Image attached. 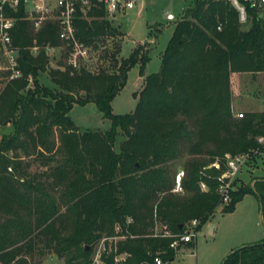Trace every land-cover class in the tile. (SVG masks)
<instances>
[{
  "label": "trees",
  "instance_id": "16d2710c",
  "mask_svg": "<svg viewBox=\"0 0 264 264\" xmlns=\"http://www.w3.org/2000/svg\"><path fill=\"white\" fill-rule=\"evenodd\" d=\"M249 12L240 24L227 1L193 0L173 20L159 68L142 77L133 109L117 114L110 100L131 66L138 64L141 73L147 41L118 56L120 46L103 45L123 34L120 25L111 24L102 7L85 15L77 10L76 35L99 47L104 64L52 68L45 47L61 43L56 23L33 31L18 7L10 33L22 74L0 89V126H10L0 135V264H39L45 254L89 264L95 241L116 234V225L125 236L102 256L105 263L173 258V238L154 236L153 227L181 233L190 218L197 230L205 224L218 207V170L207 165L217 159L222 166L225 153H247L246 166L264 165V111L237 117L230 105L233 72L264 71V18ZM44 70L52 86L38 81ZM88 101L109 119L107 129L80 130L70 119L71 105ZM179 160L182 193L170 191ZM249 181L236 176L220 212L251 193L264 222V172ZM125 251L114 263L113 255ZM220 264H264V238L231 249Z\"/></svg>",
  "mask_w": 264,
  "mask_h": 264
},
{
  "label": "rangeland",
  "instance_id": "374dc122",
  "mask_svg": "<svg viewBox=\"0 0 264 264\" xmlns=\"http://www.w3.org/2000/svg\"><path fill=\"white\" fill-rule=\"evenodd\" d=\"M192 1L193 0H139L134 8L127 9L123 13H119L115 16V21L117 23L114 22L112 24H118L120 22V30L123 31V34L105 41L103 46H106L108 49L120 46L118 56L126 57L136 43H142L146 40L147 46L149 47V58L144 64L141 73L138 70V64L131 66L126 71V79L123 85L110 100L111 111L120 114L130 112L133 109L136 103V96L134 93L142 85V79L138 82L137 77L140 76L142 78L159 68V55L164 49L167 38L172 30V22L182 14L183 9L192 4ZM166 11L173 13L175 18L167 19L165 17ZM88 47H90L89 54L86 60L82 62L84 65L81 68L93 69L97 66H103V61L98 57L100 53L99 47L95 48L91 46V44H88ZM64 53L62 48L54 51V53L49 56L48 64L51 67L55 66L62 69L63 67L56 65L61 64L58 62L64 64ZM78 69L80 68L75 70ZM46 72L43 74L45 75ZM42 81L48 86L53 85L47 76H43ZM230 92V105L233 115H235L236 112L244 113L250 110L264 111V71L234 72L232 74ZM67 113L80 130H105L109 126V119L102 115L92 101H88L84 104L73 103ZM9 129V125L0 126V135L1 133H6ZM177 163L176 170L181 168V160L177 161ZM31 168L33 169V166ZM263 172V163L257 161L252 165L248 164V167L245 164L242 165L240 170L236 173L244 184L247 183L250 185L252 183L249 181L250 178L252 176H259ZM248 200L253 203V201L257 199L254 194H251L244 196L242 202ZM259 211L260 206L258 213ZM238 216L239 210L233 215H229L220 212V207H217L209 219L205 221V224L196 232L192 239V243L178 244L173 248L171 247L174 251L173 258L166 261L165 264L221 263L225 252L222 255L221 253L227 245L236 243L239 238H243L247 228L253 233L256 228H260L262 224H264L259 215L256 214V208L253 207L252 213L248 214L243 228L233 232L229 229L230 226L228 221L232 220V222H234ZM188 222L189 221L185 223L188 224ZM209 223H215L216 228L214 233H208L207 229ZM231 238H234L233 242L230 241ZM233 247L237 248L236 246ZM40 260L39 264L62 263L61 259H55L50 254L43 255Z\"/></svg>",
  "mask_w": 264,
  "mask_h": 264
},
{
  "label": "built area",
  "instance_id": "2783aa9c",
  "mask_svg": "<svg viewBox=\"0 0 264 264\" xmlns=\"http://www.w3.org/2000/svg\"><path fill=\"white\" fill-rule=\"evenodd\" d=\"M139 0H0V89L6 84V81L20 77L22 72L18 65L19 49L12 41V33L10 30L14 27L17 17L14 13L21 6V19L30 23L33 31L46 21H54L56 23L57 36L61 42L60 47L64 53V64L70 69L81 68L86 60L89 49L78 38L75 31L74 19L76 12L79 10L85 15L86 10L102 7L108 17H115L119 13H123L127 9H132ZM237 11V20L240 24H245L251 15L249 10L264 18V0H225ZM167 19H174L171 12L166 11ZM219 27V23L216 25ZM32 53L38 49V45L32 44L28 47ZM29 85L32 83L28 76ZM241 112H236L235 116H240ZM261 138H259L260 140ZM223 165L220 166V160L215 159L207 166L214 167L218 170L216 175L215 190L218 195V207L226 203L230 199V192L234 189L233 182L237 176V171L248 160L247 153H235V155L224 154ZM173 184L170 191L183 192L181 181L184 176L183 169L179 168L174 172ZM199 188L204 190L205 183L199 182ZM126 221H130L127 217ZM197 220L190 218L188 224L185 225L181 233L170 232L165 225L155 224L153 227V235L172 237L170 247L178 245L179 242H189L199 231L195 228ZM116 234L101 236L98 238L92 248L89 256V264H107L102 256L116 243V240L124 238L125 234H121L118 225L114 228ZM128 253L121 252L113 255L114 263L122 261ZM153 262L155 264L164 263L160 256L154 255ZM65 264V263H57Z\"/></svg>",
  "mask_w": 264,
  "mask_h": 264
},
{
  "label": "crops",
  "instance_id": "0c3cea01",
  "mask_svg": "<svg viewBox=\"0 0 264 264\" xmlns=\"http://www.w3.org/2000/svg\"><path fill=\"white\" fill-rule=\"evenodd\" d=\"M107 18L110 20V23H117L115 20L116 18L115 17H108ZM120 25V22L118 23ZM61 43L57 46H54V47H45L46 48V52L48 53V55L50 56V54L54 53V51H57L58 49L60 50L61 47H60ZM53 56V55H52ZM49 59V57H48ZM49 63V61H48ZM60 63V62H58ZM57 63V64H58ZM49 67H51L49 64H48ZM56 66H60V67H63L62 64L60 65H56ZM55 67V66H54ZM52 66V68H54ZM46 70L42 71L39 73L37 79L38 81L42 82L43 84H45L43 81H42V77L43 76H47V72L46 74L44 75L43 73H45ZM234 73V72H233ZM138 78V82L140 79H142L140 76L137 77ZM49 79V78H48ZM46 85V84H45ZM48 86V85H47ZM8 125V124H7ZM5 125V126H7ZM248 167V166H247ZM247 195H251L250 193H246L244 194L239 200H237V202L234 204V208L232 211H229V212H224V213H227L229 215H233L234 213H236L238 210H239V216L238 218L232 222V220L228 221L229 222V226H230V230L231 231H238L240 230L241 228H243V226L245 225V220H247V217H248V214H251L252 213V210H253V207L256 208V214L259 215L260 219H261V216H260V211L258 213V210H259V205H258V200H255L253 201V203L251 201H244L242 202L244 196H247ZM256 197V196H255ZM257 199V198H256ZM240 204V205H239ZM249 212V213H248ZM264 223V222H263ZM215 228H216V225L215 223H209L208 224V233H214L215 232ZM264 238V224H262V226L260 228H256L254 230L253 233L250 232V229L247 228V231L246 233L243 235V238H239L236 243H230L229 245H227L225 247V249H223L221 255L224 253V255L229 252L231 249H233L234 247L233 246H238V245H243V244H248V243H254V241H257V240H260ZM234 238H231L230 241L233 242ZM239 243V244H238ZM178 244H187V242H179ZM234 244H238V245H234ZM223 255V257H224ZM222 257V258H223ZM172 259V258H171ZM169 259V260H171ZM222 261V260H221ZM165 264V262H164ZM220 264V263H219Z\"/></svg>",
  "mask_w": 264,
  "mask_h": 264
},
{
  "label": "water",
  "instance_id": "95a60500",
  "mask_svg": "<svg viewBox=\"0 0 264 264\" xmlns=\"http://www.w3.org/2000/svg\"><path fill=\"white\" fill-rule=\"evenodd\" d=\"M179 227H181V225H179Z\"/></svg>",
  "mask_w": 264,
  "mask_h": 264
}]
</instances>
